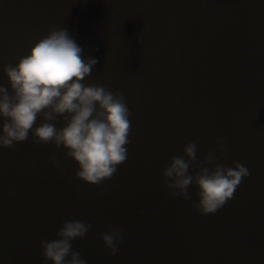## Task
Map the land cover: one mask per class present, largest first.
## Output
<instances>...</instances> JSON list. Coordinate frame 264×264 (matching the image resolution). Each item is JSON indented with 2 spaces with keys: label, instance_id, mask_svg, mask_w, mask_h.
I'll return each instance as SVG.
<instances>
[{
  "label": "water",
  "instance_id": "water-1",
  "mask_svg": "<svg viewBox=\"0 0 264 264\" xmlns=\"http://www.w3.org/2000/svg\"><path fill=\"white\" fill-rule=\"evenodd\" d=\"M52 25L98 58L86 83L124 94L128 156L94 184L31 132L0 147V264H43L41 239L72 218L92 224L72 241L88 264H264V0H0V84L4 65ZM217 137L227 151L213 163L238 161L250 174L202 214L197 186L188 200L173 196L162 170L189 141L198 165ZM112 227L124 237L115 255L100 238Z\"/></svg>",
  "mask_w": 264,
  "mask_h": 264
},
{
  "label": "clouds",
  "instance_id": "clouds-1",
  "mask_svg": "<svg viewBox=\"0 0 264 264\" xmlns=\"http://www.w3.org/2000/svg\"><path fill=\"white\" fill-rule=\"evenodd\" d=\"M97 62V57L84 53L66 27L52 25L16 63L5 64L8 84H0V147L24 141L31 132L34 142L63 148L64 155L76 162L78 178L94 184L111 178L128 156L131 109L122 92L85 82ZM58 117L63 120L61 126L56 124ZM197 150V144L189 141L182 155H172L162 170L163 183L171 195L185 200L194 183L198 199L193 207L202 214L214 213L250 172L238 161L234 167L213 163L216 151H227L223 137H217L215 148L198 165ZM49 159L62 167L55 152ZM190 167L196 171L190 172ZM91 229V222L82 219L62 221L53 238L40 241L43 264H88L72 241ZM100 238L115 255L124 238L123 228L112 227Z\"/></svg>",
  "mask_w": 264,
  "mask_h": 264
}]
</instances>
